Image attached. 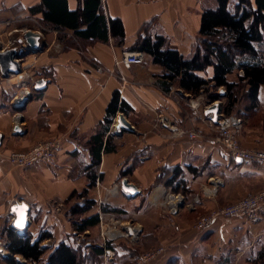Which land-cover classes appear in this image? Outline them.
<instances>
[{"label": "crops", "instance_id": "crops-1", "mask_svg": "<svg viewBox=\"0 0 264 264\" xmlns=\"http://www.w3.org/2000/svg\"><path fill=\"white\" fill-rule=\"evenodd\" d=\"M38 3L40 0H0V29L7 21H17L8 31L27 21L34 25L25 23L16 29H44L40 39L44 47L39 55L25 59L23 84L13 96L21 95L23 88L31 94L20 114V135L12 134L19 120L10 108L13 98L8 104L0 100L8 107L0 110V133L4 137L0 147V216L12 219L10 206L18 201L26 203L30 207L27 232L34 236L42 230L52 233L53 247L72 231L69 224H61L53 204L65 205L73 191L85 189L84 166L90 163L85 143L98 129L112 94L118 91L129 107L125 118L134 133L115 136L116 150L102 155L98 169L102 178L90 196L96 202L99 197L102 204L97 203L85 215L97 214L99 224L105 225L110 236L106 242L117 246L111 250L113 256L107 264H132L152 248L164 251L149 264H264L261 223L238 216L217 219L204 230L194 227L211 210L264 189V165L237 162L216 145L212 141L214 125L203 114L215 101L208 102L204 93L192 97L182 91L180 95L176 86L169 93L163 92L157 82L164 69L152 64L145 53L142 65L129 69L115 66L123 52L133 51L140 33L151 38L162 36L167 48L190 59L199 40L201 14L214 9L216 0H101L105 16L119 19L123 25L124 39L119 46L113 39L108 43L78 41L70 31L44 28L41 14L29 13ZM67 6L73 11L78 2L68 0ZM212 74V68H208L200 76L210 79ZM237 75L242 73L228 75V81H234ZM41 78L49 83L43 91L34 92L32 85ZM220 90L224 89L219 88L217 94ZM222 106L219 116H225ZM231 116L236 117L233 112ZM258 116L262 118L255 125ZM238 118L244 120L239 134L242 147L264 150V85L259 89L257 106L242 110ZM114 125L113 120L110 133ZM191 131L199 132L200 137L188 138ZM49 140H56L59 146L51 162L20 169L5 159L11 152L26 151ZM176 167L182 173L166 186ZM127 169L128 175L122 177ZM122 178L139 189L136 198H127L120 190ZM97 190L98 196L94 194ZM103 206L113 211L105 213ZM127 228H138L139 233L124 237ZM1 241L4 247L5 237ZM47 246L51 245H42Z\"/></svg>", "mask_w": 264, "mask_h": 264}, {"label": "trees", "instance_id": "trees-1", "mask_svg": "<svg viewBox=\"0 0 264 264\" xmlns=\"http://www.w3.org/2000/svg\"><path fill=\"white\" fill-rule=\"evenodd\" d=\"M76 1L78 7L70 11L68 0H40V3L29 9V13L31 16L41 14L40 22L44 28L61 33L70 31L78 41L108 43L109 39H113L118 46L123 43L121 21L105 16L101 0ZM132 50L145 53L152 64L164 69L157 84L165 93L176 86L192 97L204 93L208 102H214L221 99L217 92L223 88L226 101L221 110L223 115H230L240 101H244L246 110L254 109L258 103L259 89L264 85V0H216L214 9L204 10L201 14L199 40L190 59L167 48L166 39L162 36L151 38L140 33ZM208 68L213 70L212 77L206 79L200 76ZM239 71L242 75H237L234 81H228V75ZM4 101L7 104L9 102ZM6 108L1 102L0 110ZM117 112L127 117L129 107L120 99L119 92L115 91L103 121L85 143L90 155V163L84 166L86 187L81 192L73 191L64 202L69 206L65 216L72 231L64 234L63 240L51 247L46 260L42 262L47 247L41 244L52 240V233L42 230L34 236L28 231L22 237L6 224L1 232L5 237L4 249L10 255L20 256L26 264H92L87 263V256L102 259L105 249L115 251L117 246L110 241L106 242L105 247L81 243L74 246L67 238L83 235L99 224L97 214L85 215L97 205L90 196L97 181L102 178L98 173L101 157L116 150L113 143L115 136L110 133V127ZM128 173L127 169L121 175L125 177ZM181 173V168H173L165 185H172ZM174 191L177 189L174 188ZM73 200L74 203L70 204ZM101 209L105 213L113 211L105 206ZM86 251L90 252L86 255ZM0 263L17 264L14 259L5 260L1 256Z\"/></svg>", "mask_w": 264, "mask_h": 264}, {"label": "built area", "instance_id": "built-area-1", "mask_svg": "<svg viewBox=\"0 0 264 264\" xmlns=\"http://www.w3.org/2000/svg\"><path fill=\"white\" fill-rule=\"evenodd\" d=\"M15 22L17 21H7L5 22V26L10 27V25ZM40 29L44 30L41 27ZM27 30L30 29L13 28L11 31H8V36L10 39L6 44H2L0 41V48L4 50L13 48L17 45H20L19 49L25 47L26 43L24 42L22 36ZM41 30L33 32L38 33L41 37ZM13 33H18L17 37H14ZM143 63L144 54L138 51L123 52L120 58L115 60L116 68L121 67L123 69H129L132 66H139ZM96 71L102 72L101 68H97ZM118 77L123 80L121 76ZM27 92H30V90L23 88L21 95H26ZM213 125L216 130V135L213 137L212 141L216 145L220 146L231 159H239L242 162L264 165V150L246 149L240 145L238 140V135L241 128L240 118L232 116H220L217 124ZM200 135L201 134L197 131H191L187 134L188 138L193 140L199 138ZM58 147V142L56 140L40 142L33 145L26 151L11 152L5 156V159L11 166L15 168L29 169L39 163L51 162L55 157ZM97 185L98 183L96 186ZM97 203L99 205L102 204L100 200ZM59 208H62L61 204L60 207L55 209L59 211ZM171 212H174V210L172 209ZM238 216L243 217L247 222L250 223H261L264 227V189L256 193L249 194L228 205L211 210L207 214L201 216L196 221L194 227L196 230H204L217 219H231ZM136 233L137 232L133 228H127L126 232L123 233V236L134 237ZM163 251V248H154L151 251L144 252L140 254L132 264H147L148 262L153 261L158 256H160ZM104 252L106 257L112 258L113 253L111 250L105 249ZM3 253H5L4 250Z\"/></svg>", "mask_w": 264, "mask_h": 264}, {"label": "water", "instance_id": "water-1", "mask_svg": "<svg viewBox=\"0 0 264 264\" xmlns=\"http://www.w3.org/2000/svg\"><path fill=\"white\" fill-rule=\"evenodd\" d=\"M22 38L26 43V46L19 50H16L15 47L4 50L0 48V75L4 79H8L10 76H19L22 74V62H24L27 57L40 53L44 47V45H41L40 43V35L36 32L27 30L23 34ZM48 83L49 80L43 78L38 79L34 81L32 90L34 92H41L46 88ZM27 94L14 97L10 103L11 110L17 114L19 119L12 129L13 135H20L22 133L19 122H23V120L20 114L25 110L26 104L31 99L30 92H27ZM178 94L182 95V91H178ZM218 95L221 99H223L225 96V91L220 90ZM221 105V101L217 100L214 103L209 104L203 111V114L208 116L213 124H217V121L220 118L219 115ZM114 123L115 125L113 127V131L111 132L113 136H120L124 132L134 133L133 126L128 122L122 113H118L116 115ZM3 139L4 137L0 133V147L2 145ZM236 161L241 162L239 159ZM119 187L127 198L133 199L140 194L139 189L132 183L128 182L126 178L121 179ZM179 205L180 207H183L184 202H181ZM9 212L12 216L10 228L13 229L17 235L22 237L26 236L27 230L30 227V207L26 203L18 201L10 206ZM134 230L139 233L138 228H134ZM0 256L5 260L14 259L17 264H26V262L20 256L4 254L2 248H0Z\"/></svg>", "mask_w": 264, "mask_h": 264}, {"label": "rangeland", "instance_id": "rangeland-1", "mask_svg": "<svg viewBox=\"0 0 264 264\" xmlns=\"http://www.w3.org/2000/svg\"><path fill=\"white\" fill-rule=\"evenodd\" d=\"M234 1L235 0H231V2H234ZM231 5H232V3H231ZM25 23L27 25L28 24L29 25H34V24L30 23L29 21H27V22H22V23L18 24L16 28H19V27H22V26L24 27V24ZM8 28L9 27H5L4 29L3 28L0 29V41L2 42V44H6L7 41L10 39V37L8 36ZM13 35H14V37H17L18 33H13ZM15 49L16 50H19L18 45L15 46ZM25 61H27V60H24L23 67H24V65H26L25 64L26 63ZM28 63L30 64V62H28ZM22 70H23V73L22 74H24V71L26 69H22ZM22 74H20L19 76H10L8 79H0V100L1 99H4L6 101H9V99L12 97V95H14V93H16L22 87V84H23V81H21L22 80L21 79L22 78ZM18 77H20V78L17 79ZM220 101H221L222 105H224V103L226 102L224 98L221 99ZM242 110H246L244 108V101L238 102V104L235 106V108L233 110L234 116H236V117L238 116L239 117V115H240V113H241ZM231 114L228 115V116H231ZM261 118L262 117H259L258 116V119H254V122H256L255 125H257V121L258 122L261 121ZM240 120H241V128H240V133H241L242 128H243V124H244V122H243L244 120L242 118H240ZM238 140H239V135H238ZM239 143H240V141H239ZM240 145H241V143H240ZM94 194H96L98 196V190ZM97 199H98V201L100 200L99 197H97ZM52 204H53V202L51 203V205ZM60 204H61V202H54V204H53V210L61 218V221H60L61 224L62 225L66 224V226H68L67 224L70 225V223L68 222V218L65 216V214H66V211H67V209H68L69 206L67 204H65V205L61 204L62 205V208H59V211H57L55 208L60 207ZM4 212H5V210H4ZM10 223H11V219H10V216L9 215H1L0 216V247L3 248V250L5 252L4 254H9V252L6 251L4 249V247L2 246V241L1 240H2V237L4 238V235L2 234L1 229L4 228L6 226V224H9L10 225ZM56 223H57V221L55 219V224ZM88 231H90L91 233L89 234V233L85 232V235H79V236H76L75 235L74 237H68L67 238V241L69 243H73L74 246H78L77 244H80L81 243V244H87L88 246L89 245H98L99 247H103L104 246V243H106V239H108L110 237L109 234H108V232H107V230H106V227H105V225L103 223L99 224L98 226H96L94 228L89 229ZM45 244L46 245H51V246H47V251L44 254V256L42 257V259H43L42 262L46 260L47 255L50 253L51 247L54 244V241L51 240V241H46V242H43L42 243V245H45ZM119 244L121 246L124 245L123 243L122 244L119 243ZM151 250H153V248L150 249V250H147V251H151ZM147 251H145V252H147ZM88 252H90V251H88ZM88 252L86 251V255L88 254ZM142 253H144V252H142ZM87 257H88L87 263L92 262V264H95L96 262L107 264V263H109V261L111 259V257H106V256L103 257L102 259H95L94 257L92 258L91 255H89ZM150 262H152V261H150ZM150 262H148L147 264H149ZM0 264H2V263H0Z\"/></svg>", "mask_w": 264, "mask_h": 264}, {"label": "bare ground", "instance_id": "bare-ground-1", "mask_svg": "<svg viewBox=\"0 0 264 264\" xmlns=\"http://www.w3.org/2000/svg\"><path fill=\"white\" fill-rule=\"evenodd\" d=\"M17 79H19V78H17ZM106 234V233H105Z\"/></svg>", "mask_w": 264, "mask_h": 264}]
</instances>
